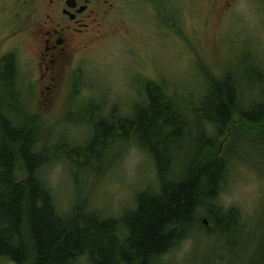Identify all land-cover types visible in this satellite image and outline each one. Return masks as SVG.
Instances as JSON below:
<instances>
[{
  "label": "rangeland",
  "instance_id": "374dc122",
  "mask_svg": "<svg viewBox=\"0 0 264 264\" xmlns=\"http://www.w3.org/2000/svg\"><path fill=\"white\" fill-rule=\"evenodd\" d=\"M159 1L166 7L160 16L127 13L122 31L94 42L80 62H60L48 84L29 62L22 35L28 12L18 1L0 0V54L14 52L19 92L17 98L16 87L0 78V116L35 129L38 150L47 157L40 178L61 214L82 207L118 219L134 209L138 193L158 188L155 165L134 143L120 140L104 150L87 145L101 118L113 109L119 118L131 114L143 103L145 84L160 85L184 123L172 173L182 172L198 137L213 140L228 167L217 204L236 209L241 219L228 239L198 229L162 264H264V141L236 118L219 136L204 128L200 135L193 116L209 77L232 76L240 110L264 100L255 79L264 74V0H238L222 18L207 15L208 0ZM10 29L16 34L6 37Z\"/></svg>",
  "mask_w": 264,
  "mask_h": 264
},
{
  "label": "trees",
  "instance_id": "16d2710c",
  "mask_svg": "<svg viewBox=\"0 0 264 264\" xmlns=\"http://www.w3.org/2000/svg\"><path fill=\"white\" fill-rule=\"evenodd\" d=\"M12 60L2 62L0 78H5L6 87H16L18 98L17 62ZM255 79L263 86L264 95V74ZM173 101L160 85L147 82L141 107H133L132 113L122 118L113 109L108 119L101 118L94 127L88 149L98 145L104 150L120 140L134 143L156 168L158 188L138 193L134 209L118 219L82 207L61 214L40 178L47 157L38 150L35 129L28 123L18 127L0 116V261L162 264L164 256L198 229L228 239L241 219L236 209L217 204L227 163L217 156L219 144L200 135L204 128L219 136L230 130L236 118L253 126L264 141V100L240 110L232 76L209 77L200 105L193 109L201 134L179 174L172 171L178 162L184 123ZM18 172H22L21 178Z\"/></svg>",
  "mask_w": 264,
  "mask_h": 264
},
{
  "label": "flooded vegetation",
  "instance_id": "af4514ba",
  "mask_svg": "<svg viewBox=\"0 0 264 264\" xmlns=\"http://www.w3.org/2000/svg\"><path fill=\"white\" fill-rule=\"evenodd\" d=\"M14 1L21 4L22 12H28L25 14L26 28H21L24 31L23 40L31 49L29 62H35L40 81L48 84L53 82L54 78L50 76H54L60 62H80L90 52L94 42L122 31L127 13L134 10L144 15L146 11L148 15L158 17L166 9L159 0ZM237 1L208 0L207 15L222 18ZM11 13L15 17L17 12ZM15 31L10 29L6 37ZM12 46L15 47V43ZM11 57L13 62H17L14 52L6 50L0 54V62H6V58ZM46 89L49 91L50 87Z\"/></svg>",
  "mask_w": 264,
  "mask_h": 264
},
{
  "label": "water",
  "instance_id": "95a60500",
  "mask_svg": "<svg viewBox=\"0 0 264 264\" xmlns=\"http://www.w3.org/2000/svg\"><path fill=\"white\" fill-rule=\"evenodd\" d=\"M202 223H203V225H205V226L208 224V222H207L205 219H203Z\"/></svg>",
  "mask_w": 264,
  "mask_h": 264
}]
</instances>
